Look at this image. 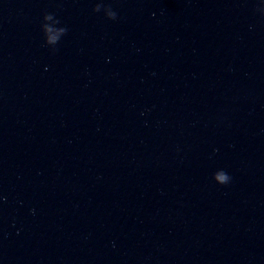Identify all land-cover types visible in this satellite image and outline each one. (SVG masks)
<instances>
[{"label":"water","instance_id":"95a60500","mask_svg":"<svg viewBox=\"0 0 264 264\" xmlns=\"http://www.w3.org/2000/svg\"><path fill=\"white\" fill-rule=\"evenodd\" d=\"M0 264H107L1 95Z\"/></svg>","mask_w":264,"mask_h":264},{"label":"clouds","instance_id":"9594fccd","mask_svg":"<svg viewBox=\"0 0 264 264\" xmlns=\"http://www.w3.org/2000/svg\"><path fill=\"white\" fill-rule=\"evenodd\" d=\"M113 18L115 19V15H113Z\"/></svg>","mask_w":264,"mask_h":264}]
</instances>
